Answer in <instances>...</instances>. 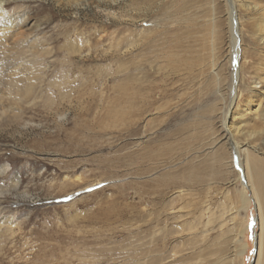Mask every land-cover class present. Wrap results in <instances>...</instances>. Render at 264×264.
<instances>
[{
    "label": "rangeland",
    "instance_id": "obj_1",
    "mask_svg": "<svg viewBox=\"0 0 264 264\" xmlns=\"http://www.w3.org/2000/svg\"><path fill=\"white\" fill-rule=\"evenodd\" d=\"M21 10L0 25V52L23 63L17 87L0 68V264H131L146 213L181 189L177 216L163 212L167 228L186 226L166 239L168 255L180 246L170 264H253L258 213L220 123L228 113L264 157V0H5L4 17ZM132 74L164 90L138 115L140 102L116 104Z\"/></svg>",
    "mask_w": 264,
    "mask_h": 264
},
{
    "label": "bare ground",
    "instance_id": "obj_2",
    "mask_svg": "<svg viewBox=\"0 0 264 264\" xmlns=\"http://www.w3.org/2000/svg\"><path fill=\"white\" fill-rule=\"evenodd\" d=\"M4 4H5V0H0V25H2L1 23L3 22V20L5 22H7V25H10V26H11V23L15 24V25L17 23H19V20H21L23 18L22 16L24 15V11L21 10V11L15 12L14 14L11 15L12 16L11 18H9L7 16L4 17ZM231 5L233 7L234 2H232ZM231 20H232V18H231ZM235 21H237V20L233 21L236 25ZM235 25H233V27L231 26L233 28V31L231 32V34H232L231 55L233 56V65L235 66L233 69V72H232V81H231V85H230L231 86V90H230L231 101L234 98L235 90H236V87H237V84L239 81L238 67L236 66V62L238 60V57H237L238 51H236L238 33H237V28H235ZM230 30H232V29L230 28ZM132 43L130 45L134 46L133 45L134 43L133 44ZM10 56H11L10 52H7V51L0 52V66H1L0 68L3 69V66H6V67L12 66L10 68V73H8L9 71L7 70L8 71L7 77H8V80H9V83L11 84V86L13 85V86L17 87L21 82H23V80L21 79V77L18 74L19 68L23 63L22 62L19 63V61H15L13 57H12V60L10 61ZM6 60H8L7 63H6ZM173 61H175V60H173ZM187 62L188 61L185 59L182 60V64L183 65L185 64V66H186L185 69H187L188 67H191L190 63L189 62L187 63ZM173 64H175V63H173ZM144 65H146V64H144ZM146 67H147V65H146ZM142 68L139 67V65H136L134 67V70H140ZM141 73H142L143 77H145V78L150 75V72L146 68L144 70H142ZM131 79H133V80L135 79L133 74L125 76V78L122 79V81H128V82L133 81ZM217 80H218V78H217ZM122 81L120 83H118V87L121 90V92H119L120 96L118 97L116 104L128 102L129 106L127 105V107L130 108V107L135 106L137 103L140 102L142 104V108L134 111V112H136V115H138L144 111H147L149 106L152 105L153 101L155 100L154 96H152V94H153L152 92L154 90H156L155 93L157 94L158 97H161L163 95V92H164V90L160 87V85L156 84V83H154V84L153 83L143 84L142 82L138 81V79H137V81H135V82H130V83H132V85L130 86V84L128 85L126 82L122 83ZM253 83L255 86L249 87L250 92H252V90L254 88H256L257 85L260 83L259 78L254 77ZM33 85H34V83L32 81L27 80L25 83V89L19 90V92L23 95H27L28 93L31 92V89H33ZM124 92H125V94H124ZM115 95H116V93L110 98V99H112V103H114ZM125 95H126V98H125ZM229 110H227V112H229ZM117 111L119 112L118 109H117ZM124 111L125 112L121 111V113L127 112V114L128 113L130 114V116L134 115V112L132 111V109H129L128 111H126L124 108ZM3 113L4 112L0 111V115H2ZM227 114H224L223 119L220 123V128L222 130V136L221 135L220 136L225 137L227 140V143L229 144V149H230L229 157H230V159H232V157H233L234 160H238V162L240 163V166L238 165V169H237L238 176H239L238 180H242L244 188H246V187L248 188V190L250 191V193L253 197L254 203L256 205V209H257V213H258L257 217L259 220V233L257 235L256 258H255L253 264H264V157L259 155V152L255 148L250 150L249 149L250 146L249 147L246 146L247 144L243 145V144L239 143V141L236 140V134L233 131L232 126L227 125L225 123V121L228 118ZM120 118H122V117H120ZM235 131H236V129H235ZM160 150L167 151L169 149L167 147H163V148H159V152H160ZM191 174H192V172H191ZM166 175H167L166 173H162V174H159L156 178L160 179ZM193 175H195L194 172H193ZM186 179L189 180L188 178H186ZM169 181H172L173 183H175L174 182L175 180L172 177H171V180H169ZM176 193L178 195L177 199L180 200V197H181L180 195L183 193L182 189L176 191ZM240 197H241L242 206L245 207L247 205V202H248V195L245 192V190H243L241 192ZM177 199H175V200L171 201V203L169 202L167 204L160 202L159 207L161 208V211H159V212H153L152 211L150 213V211H148L146 213L147 217L144 220V222H145V224H147V227L143 233V236L142 235L136 236L135 243H134L133 247H130L131 249L128 248L129 254L126 252L128 255H130V261H131L130 263L131 264H170V262H172L173 260L175 261L176 253L178 252L177 250L180 248V246L178 244H176V245H174V247L172 246V248H169V249H171V251L169 252V255H168L166 253L167 249H168V246L166 245V243H167L166 239H168V238L171 239L170 237H172V236H174L173 238H175V235L180 236L181 233H183L186 230L185 229L186 226L184 224L175 225L176 230L174 228H172V229L167 228L168 227L167 226L168 225L167 220H169L170 217L164 216V218H163V212L166 211L167 209H170L171 211L173 210L170 213H173L175 216H177L176 212H174V209L177 207L175 204ZM155 206H158V204L157 203L155 205L153 204V207H155ZM171 216H172V214H171ZM161 222H163L165 225L157 227L158 225L161 224ZM187 222L188 221H186V223ZM1 223H2V220L0 217V224ZM206 223H208V221H206ZM192 229L193 228H191V227L187 228V230H192ZM195 229H193V231ZM206 230H207L206 228H204L202 230V232H203V234L201 235L202 239L205 236L204 231H206ZM241 232H242V230L238 231V233H241ZM142 238H146V240L144 239V242L139 244L140 239H142ZM178 241H181V239ZM221 244H223V243L221 242ZM140 245H142V247H140ZM169 245H170V240H169ZM218 249L220 250L221 248H218ZM244 252H245V245L243 244L240 246L239 250H237L235 253H233L231 255V258L237 257V256L239 257V256L243 255ZM191 256L192 255H190V257ZM167 258H171V260L166 261ZM179 259L182 260L184 258H182V259L179 258ZM221 259H222V256H218V257H216L215 261L219 262V260H221ZM117 263L118 262H116V264ZM120 264H121V262H120Z\"/></svg>",
    "mask_w": 264,
    "mask_h": 264
}]
</instances>
